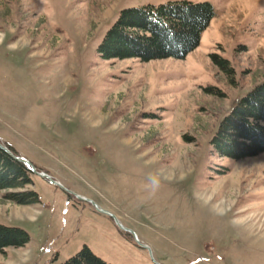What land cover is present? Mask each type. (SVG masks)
Instances as JSON below:
<instances>
[{"label":"rangeland","instance_id":"374dc122","mask_svg":"<svg viewBox=\"0 0 264 264\" xmlns=\"http://www.w3.org/2000/svg\"><path fill=\"white\" fill-rule=\"evenodd\" d=\"M167 1L0 0V142L61 184L0 189V223L28 233L0 264L84 246L110 264H264V153L210 144L264 81V0H188L214 17L182 59L98 54L121 9ZM27 189L37 202L5 197Z\"/></svg>","mask_w":264,"mask_h":264},{"label":"trees","instance_id":"16d2710c","mask_svg":"<svg viewBox=\"0 0 264 264\" xmlns=\"http://www.w3.org/2000/svg\"><path fill=\"white\" fill-rule=\"evenodd\" d=\"M213 17V7L206 1L171 0L123 8L97 46V52L104 59H182L197 47ZM215 62L222 68L227 65L222 58ZM210 144L219 157L232 160L264 153V81L242 96L220 120ZM30 174L25 164L0 149V189H22L31 184ZM5 197L19 204L39 200L33 189L10 191ZM27 241L24 229L0 223V253L10 247H21ZM59 264L110 263L84 246Z\"/></svg>","mask_w":264,"mask_h":264},{"label":"water","instance_id":"95a60500","mask_svg":"<svg viewBox=\"0 0 264 264\" xmlns=\"http://www.w3.org/2000/svg\"><path fill=\"white\" fill-rule=\"evenodd\" d=\"M0 149H2L4 152H6L8 155H10L12 158H14L16 161L18 162H21L23 164H25L29 170L37 175H39L40 177H43V178H46L48 179L51 183L53 184H59L61 185L58 181L54 180L53 178H51L50 175H48L46 172H43V171H38L35 166L29 161L27 160L26 158L24 157H21V156H18V155H15L6 145H4L2 142H0ZM80 199L82 200H87L88 202L92 203L97 210H99L100 212L102 213H105L107 215H110L111 217H113L116 221V223L119 225L120 228H122L123 230L125 231H128V232H131L132 234L135 235V233L130 230L129 228L123 226L119 221L118 219L116 218V216L114 214H112L110 211L106 210V209H103V208H100L93 200L89 199V198H86V197H83V196H79L77 195Z\"/></svg>","mask_w":264,"mask_h":264}]
</instances>
